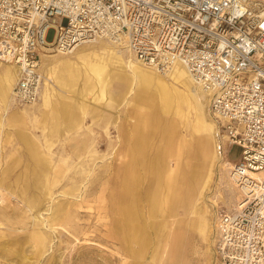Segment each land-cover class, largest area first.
I'll return each mask as SVG.
<instances>
[{
    "label": "rangeland",
    "instance_id": "obj_1",
    "mask_svg": "<svg viewBox=\"0 0 264 264\" xmlns=\"http://www.w3.org/2000/svg\"><path fill=\"white\" fill-rule=\"evenodd\" d=\"M260 2L264 5V0ZM103 42L107 41L89 45L100 49ZM84 45L88 44L80 47ZM57 53L44 49L40 66L46 56ZM110 57L105 56L113 72L105 77L103 84L92 79L91 88L86 89L87 84L79 77L67 86L65 82L64 89L49 82L55 87L53 100L57 105L66 103L71 117L57 136H52L50 148L46 145L47 130L41 114V95L46 81L41 69L44 81L40 100L35 105L17 106L28 108L24 119L11 115V110L5 111L0 103V181L3 180L0 183V264H176L169 258L165 234L181 231L185 232L184 243H187L186 259L181 260H186L185 264H213V242L209 240V245L207 238L198 235L197 225L205 217L211 231L216 212L231 211L235 207L238 191L230 190L228 168L237 161L239 151L229 148L215 133L217 157L214 160L208 157L202 168L206 187L201 199L194 201V196L193 201L175 207L172 205L175 186L170 194L162 188L161 198L158 197L157 169H162L166 183L177 166L184 172L183 176H188L193 167L199 169L195 166L201 161L192 154L198 141L190 129L194 114L191 112L188 120L174 115V111L164 115L154 110L152 106L158 101V93L152 88H145L147 95H139L138 99L134 93L123 96L127 89L123 78L126 75L112 64ZM74 60L81 65L80 60ZM6 68L0 62V76ZM144 87L148 86L144 84ZM109 95L121 101L118 106L122 104L114 105L113 109L107 107ZM140 112L145 116L153 114L155 117L147 124L153 122L154 126L148 132L142 154L145 167L134 165L131 184L122 200L120 188L128 160L127 149L130 140L136 142L132 125ZM207 116L212 121L208 111ZM109 118L112 122L104 134L102 124ZM160 149L170 155L166 167L158 161ZM10 188L15 190L14 194ZM155 195L160 199L156 208L151 204ZM119 209H124L125 216L119 215ZM123 218L130 234L135 227L144 229L145 242L126 239L127 231L117 223ZM162 221L171 224L163 227Z\"/></svg>",
    "mask_w": 264,
    "mask_h": 264
},
{
    "label": "built area",
    "instance_id": "obj_2",
    "mask_svg": "<svg viewBox=\"0 0 264 264\" xmlns=\"http://www.w3.org/2000/svg\"><path fill=\"white\" fill-rule=\"evenodd\" d=\"M107 40L166 74L185 66L208 93L216 135L239 157L238 191L216 212L213 264H264V5L256 0H0V62L19 105L40 100L41 52ZM88 41V42H87ZM87 42V43H86ZM81 44V45H80Z\"/></svg>",
    "mask_w": 264,
    "mask_h": 264
},
{
    "label": "bare ground",
    "instance_id": "obj_3",
    "mask_svg": "<svg viewBox=\"0 0 264 264\" xmlns=\"http://www.w3.org/2000/svg\"><path fill=\"white\" fill-rule=\"evenodd\" d=\"M256 1H260V0H256ZM105 41H107V40H105ZM91 43H93V42H91ZM91 43H88V45H84L82 47L79 46L80 50H78L77 48H79V47H77L76 49L78 51L75 52V50H76L75 49L73 51L74 53L71 52V54H61V53H57L55 55H49L48 54L49 56H46L47 57L46 60L43 61L41 66H40L41 71L46 76V78H45L46 81H48V82H46V81L44 82V89L42 90L41 102H40L42 107H43V109L41 110V114H43V118H42L43 119V127L47 130V135H46L47 148H50L53 144L52 136L55 134H58V132L61 131L60 128L62 127V125L68 123L66 121H70L69 119L71 118L69 115V108H67L66 103L61 102L62 104L59 103V105H57L55 103V101L53 100V98L55 96L53 89L55 87L50 85L49 82L55 83L56 85H59L61 88H64L63 85L65 82L67 83L66 84V86H67L72 81H76L80 77L87 84V86H85L86 89H87V87L91 88V85L89 83L91 82L92 79H94V82H99V85H100V83L103 84L105 77L107 75H109V73L113 72V70L111 69L109 63L106 61V58H105V56H107V55L111 56L110 58H112V61H113L112 64H114L118 68H121L122 72H124V75L127 76V77L126 76L123 77L127 83V89H125L126 91L123 94V96H127L129 93H134L135 96L137 95L135 97V99L136 98L138 99L139 95H140V97L143 95H145V96L147 95L148 89L146 90L145 88H152L151 90L158 93V95H157L158 101H156L157 103L154 106H152L154 110L159 111L160 113H162L164 115H167V114L171 113L172 111H174V115H177L179 117L183 116L184 119L188 118V115L191 112H193L194 122L190 125V129L193 132V135L197 136L198 141L192 150V154L194 155V157H197L199 159V161H201L195 166V167H198L199 169L193 167L190 171H188V176H183L184 172L179 171L178 166H177L176 168L173 169V173L169 174L168 183L165 182V179H164L165 176L161 175L162 169H157L159 179L157 181L158 190L156 191V195L158 197H160L162 188L167 189L166 190L168 192L167 194H170L169 191H171L173 189V187L175 186L176 192L174 191L175 192L174 193L175 195L173 198L174 202L172 203V205H174L175 207H177L178 205L179 206L183 205L184 202H186V201L187 202H189L190 200L193 201L194 196L196 197L194 201L200 200L201 196H202V191L206 187V182L204 183L205 174L202 171V168H203L205 162L207 161L208 157L212 158L213 160H214V158L216 159L217 148H218L217 143H216L217 146L214 145V142H215V135L214 134L216 133V125H215L214 120L212 119V117L209 114V110L206 109L208 106V100H209L208 93L203 91L201 89V87H199L191 79V77H190L189 73L187 72L185 66L179 62L174 64V66L170 70V72H168L166 74H161V73L155 71L154 69H152L150 67L143 66L140 63H138L124 46H121L118 44H113V43L107 41V42H103V45L100 46V49H96V48H94L95 47L94 45H89ZM82 44H85V42ZM47 45L48 46L46 47V50L50 51L51 50L50 44L48 43ZM97 46H98V44H97ZM74 59L80 60L81 65L79 66ZM4 64L6 65L7 68L4 70L2 69V75L0 76V100H1L0 103L3 105V108L5 111L8 112V110H11V112H10L11 115L15 114L16 118L24 119L25 114H27L29 111L28 108H20L17 106L22 107V106H28V105H19L13 96V88H14L16 81H17L18 68L14 64H9V63H4ZM2 68H4V67H2ZM113 74H111V75H113ZM119 75H117V76H119ZM15 76H16V78H15ZM128 78H130V80H128ZM14 79H15V82H14ZM107 80H108V78H107ZM136 83L138 84L137 89L135 88ZM75 84H76V82H75ZM133 84H135L134 87H133ZM144 84L147 85L148 87H144ZM97 85H96V87H97ZM122 98L124 99V97H122ZM107 100H108V102H107L106 106L110 107L112 109L114 108V105L117 104V106H118V103L121 102V101H118L117 98H114L113 95L112 96L109 95ZM31 105H33V104H31ZM34 105H35V103H34ZM79 106H81V105H79ZM30 108H31V106H30ZM183 109H187V112H185ZM207 111H208V115H209L210 119L213 122L209 120V118L207 116ZM143 113H141V112L138 113L139 116L135 118L134 124L132 125V130H133L136 142H134L135 140L134 141L130 140L129 141L130 145H129V148L127 149L128 160L125 164L126 171H124L123 183L121 184V188H120L121 193H122L121 194L122 200L125 199V197L123 195L125 193L127 194V191L129 188L128 185H129L130 181L132 180L130 178V176H131L132 171L134 169V165L138 164V165H140V167L142 169H144V167H145V164H144L143 159H142V154H143L145 146H146L145 143H146V138L148 137V132H149V130L150 131L153 130V126H154L153 122L147 124V121L149 122V119L152 121V119L155 116L153 114L151 116H145ZM155 115H156V113H155ZM76 116H77V114H76ZM188 120H189V118H188ZM111 122H112V120H111V118H109L106 122H104L102 124V126H103L102 130H103L104 134H107L108 125L111 124ZM184 122H186V121H184ZM22 135H24V134H22ZM55 136H57V135H55ZM20 138L22 140V136H20ZM213 145H214L215 149H212ZM166 151H165V149H160V156L158 157V161L165 167L168 164V157H170V155L169 156L166 155ZM219 154H221V153H219ZM202 162H204V163H202ZM227 166H228V164H227ZM230 167H231V164H229V168ZM46 168H48V167H46ZM229 168H228V170H229ZM171 176L173 178H171ZM2 181H0V183ZM229 182H230L229 184L232 188L230 190L235 191L236 190L235 185L230 181V178H229ZM199 186L202 188H201L200 192L198 193L197 190L199 189ZM10 191L12 194L15 193L14 189L10 188ZM129 194L130 193H128V195ZM167 194H166V196H167ZM157 196L154 197L152 202H151V204L153 206H155V208L157 206V202L160 200ZM112 198H115V196H113ZM168 198H169V195H168ZM234 198H235V200H237L238 194H235ZM164 199H165V197H164ZM134 201H135V199H134ZM235 205H236V203H235ZM133 206H134V204H133ZM203 212H204V210H203ZM119 213H120L119 214L120 216L121 215L125 216L124 209H119ZM206 213H205V216H206ZM211 216H212V214H211ZM214 218L216 219V214H215V217L213 216V219H212L214 225L212 226L213 228L210 231L211 234L210 235L207 234L209 236V240H212V242H213L214 233H215L214 232L215 231V220H214ZM207 220L204 217L201 219L200 222H198L197 226L200 227V231H202L203 228H205V227L209 228L208 227L209 223ZM117 223H118L120 228L124 229L123 231H125V230L127 231L126 239L138 240L140 242V244L142 242L146 241V239L144 238V235H143V232H144L143 228L139 229L138 227H135V229H133L132 233L130 234L129 227L125 223L124 218L121 219L120 222H117ZM128 224H130V223H128ZM170 224L171 223H169L167 221L161 222V225H163V227H169ZM150 225L153 226V222L150 223ZM211 225H212V221H211ZM165 235H166L165 236V239H166L165 245H167V242H169L171 234L169 232H167Z\"/></svg>",
    "mask_w": 264,
    "mask_h": 264
},
{
    "label": "crops",
    "instance_id": "obj_4",
    "mask_svg": "<svg viewBox=\"0 0 264 264\" xmlns=\"http://www.w3.org/2000/svg\"><path fill=\"white\" fill-rule=\"evenodd\" d=\"M43 58V57H42ZM16 78V76H15ZM14 82H15V79H14ZM209 227V226H208ZM198 232V235L202 238V239H205L207 238V243L209 245L210 242H209V236L207 234H211L210 233V228H203L202 231L200 230H197ZM205 232V233H204ZM206 234V235H205ZM176 238V239H175ZM184 238H185V232L181 231V232H176L175 234H172L170 236V239H169V243L168 245L170 246V250H169V246H168V249L167 251H169L170 255H169V258L172 259V261H174L173 263L176 262V264H185L186 263V260H181V259H186V255H185V252H186V244L187 243H184ZM182 240V241H181ZM184 244V247H183V244ZM175 243V244H174ZM175 246V247H174ZM178 246V247H177ZM211 251V250H210ZM213 253V252H212Z\"/></svg>",
    "mask_w": 264,
    "mask_h": 264
}]
</instances>
